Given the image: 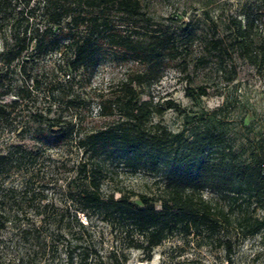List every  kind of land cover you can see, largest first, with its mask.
I'll list each match as a JSON object with an SVG mask.
<instances>
[{
	"label": "rangeland",
	"instance_id": "rangeland-1",
	"mask_svg": "<svg viewBox=\"0 0 264 264\" xmlns=\"http://www.w3.org/2000/svg\"><path fill=\"white\" fill-rule=\"evenodd\" d=\"M38 1L0 0V92L8 94L6 103L18 102L11 118L0 124V214L5 225L0 229V264H264V228L244 237L240 227L244 219L263 220L264 207L245 195L225 199L204 192V200L231 224L221 223L214 244L195 239L210 237L174 233L154 249L150 261L143 250L128 247L129 238L143 241L142 235H125L94 209H82L92 178L105 200L126 198L143 207L139 196L160 198L171 156L152 172L128 163L122 154L95 159L85 153L82 143L89 135L114 129L122 120L117 109L113 116L103 115V106L121 95L130 75L145 70L106 41L93 64L77 68L65 23L64 33L54 27L48 34L50 41H59L55 49L41 53L33 44L11 67L4 64L5 38L12 44L13 32L45 30ZM263 8L264 0H145L135 36L150 41L167 35L180 54L166 62L156 79L136 88L139 100L154 107L149 125L160 124L189 140L213 119L228 131L240 160L264 157V63L252 65L234 53L222 63L206 47L215 30L226 33L235 28L233 22L244 26ZM260 24L254 22L256 38ZM201 87L207 96L187 97L189 88ZM52 122L60 127L51 130ZM59 130L64 132L60 137L55 135ZM156 207L160 210V203ZM229 239L235 242L230 261L222 245ZM122 252L126 259L121 255L114 262Z\"/></svg>",
	"mask_w": 264,
	"mask_h": 264
},
{
	"label": "trees",
	"instance_id": "trees-1",
	"mask_svg": "<svg viewBox=\"0 0 264 264\" xmlns=\"http://www.w3.org/2000/svg\"><path fill=\"white\" fill-rule=\"evenodd\" d=\"M20 1L29 4L33 0ZM144 3L145 0H39L36 9L40 24L46 22L45 30L41 33V28L36 27L31 32L27 29L13 32L12 44L5 38L1 59L11 67L33 44L41 53L55 49L59 41H50L48 34L54 27H59L60 33H64L66 23L68 33L65 38L73 47V64L77 68L96 61L103 41L111 49L124 53L127 59L145 66L144 72L130 75L123 84L121 95L109 107L103 106L105 116H113L118 110L122 115L119 126L89 135L82 147L91 158L122 154L128 163L149 168L152 172H158L170 154L163 196L158 199L139 196L143 207L126 198L105 200L97 178H92L90 188L85 190L82 198V209H94L104 221L125 235L134 232L142 235L143 241L129 238L128 247L143 250L150 261L154 249L174 233L210 237L195 239L214 244L212 237L221 229V223L231 224L228 216L218 213L204 200L206 191L225 199L245 195L249 200L261 202L264 207V157L253 154L250 161L240 160L228 131L219 128L213 119L205 121L189 140L160 124L149 125L154 107L150 101L139 100L136 88L156 79L166 67V62L177 59L180 54L175 45L170 44L167 35L155 36L150 41L135 36L137 30L133 27H137L138 21L145 16ZM31 16L36 19V14ZM256 21L264 24V8L257 18L247 21L244 26L233 22L235 28L229 27L226 33L215 30L213 37L206 42L208 53L222 63L234 53L252 65L261 66L264 63V25L256 38L252 34ZM201 62L207 64L208 60L203 58ZM6 95V92H0V124L9 120L18 106L17 101L6 103L3 99ZM207 95L203 87L198 91L187 90V97L193 100ZM56 127L60 124L52 122L50 129ZM63 133L59 130L55 135L60 137ZM156 203H160V210ZM2 218L0 214V229L5 226ZM81 226L84 227L83 224ZM240 227L244 237L252 236L264 228V219H244ZM234 244L232 239L222 243L229 261ZM121 255L126 259L122 252L115 256L114 262H118Z\"/></svg>",
	"mask_w": 264,
	"mask_h": 264
}]
</instances>
